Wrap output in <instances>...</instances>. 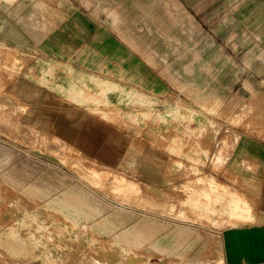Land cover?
I'll return each mask as SVG.
<instances>
[{"label": "rangeland", "instance_id": "rangeland-1", "mask_svg": "<svg viewBox=\"0 0 264 264\" xmlns=\"http://www.w3.org/2000/svg\"><path fill=\"white\" fill-rule=\"evenodd\" d=\"M146 2L149 0H142L140 14L127 10L123 15L126 20L118 21L116 26L111 20L105 22L111 30L117 29L120 43L126 45L135 61L146 66L143 71L149 72L150 63L158 66L157 79L162 90L156 95L142 93L135 101H127L123 118L108 117L111 123L126 126L125 134L115 132L108 142L117 144L126 138L127 158L120 165L127 170L125 175L132 177L130 183L135 182L133 154L142 152V161L157 170L156 185L146 190L136 185L134 190L117 186L109 174L116 170H106L99 158L91 157L100 155V150L89 156L83 150L84 153L66 149L67 145L51 134L24 126L18 114L21 110L7 93L5 77H1L4 85L0 93V143L13 145L15 157L29 159L31 170L35 164H42L47 181L65 189L74 184L82 196L97 192L111 201V207H123L125 222L116 234L106 235L109 244H84L89 250L83 249L79 237L67 239L72 245H64L63 241L55 253L57 247L47 240L49 243L41 247L30 245L33 251L27 252L29 255L24 253L15 259L17 254L1 253L5 245H0V264H233L225 245L220 243L224 231L247 227L264 232V190L242 189L236 178L226 174V163L216 166L211 160L223 139L229 141L228 154L237 137L245 133L264 138L263 86L253 82V74L242 62L258 61L251 56L262 55L238 54L234 63L231 58L235 56L224 51L226 45L235 43L264 47V14L260 21L240 23L235 20L234 11L229 12L232 8H228L223 14L225 19L204 23L187 10L182 0H155L151 10L147 9L150 5H144ZM215 26L222 29L221 38L212 34ZM245 29L260 36L243 37L241 32ZM253 29H258V33H252ZM221 43L222 52L217 46ZM8 49L0 46L2 74L15 62L14 53ZM246 81L252 83L245 84ZM139 146H143L142 151L137 149ZM205 176H215L217 181L245 194L252 205L242 215L250 213L249 216H240V209L232 216L204 212L173 196L176 186L191 181L197 186V178ZM238 196L244 199L241 194ZM12 200L18 205L17 199ZM239 205L244 206L242 202ZM151 214L157 218V237L149 234ZM49 222L47 217L46 231L52 235ZM75 256L77 259L71 260ZM244 264L264 261L254 259Z\"/></svg>", "mask_w": 264, "mask_h": 264}, {"label": "crops", "instance_id": "crops-1", "mask_svg": "<svg viewBox=\"0 0 264 264\" xmlns=\"http://www.w3.org/2000/svg\"><path fill=\"white\" fill-rule=\"evenodd\" d=\"M125 3L126 0H0V46L9 48L23 61L21 66L13 62L5 73L0 72V78L5 77L8 83L7 93L21 110L20 122L37 132L51 134L85 154L100 150V155L91 157L99 158L105 167L123 175L127 172L121 168L124 157L127 158L126 138L110 145L108 137L115 132L125 134L126 126L111 123L108 117L123 118L127 101H135L142 93L156 95L162 90L157 79L158 66L150 63L149 72L143 71L146 66L136 62L126 45L120 43L117 29L111 30L106 24L111 20L116 26L118 21L126 20L123 15L127 10L141 13L142 0ZM152 3L155 0L144 5H150L146 8L151 10ZM182 3L204 23L225 19L223 14L228 8H232L229 12L234 11L235 20L240 23L260 21L264 14V0H182ZM253 30L252 33H258V29ZM230 33L233 37L234 33ZM212 34L221 38L222 29L215 26ZM244 35L260 36L248 29L242 30L241 36ZM217 46L221 52L224 50L223 43ZM225 47L224 51L235 56L231 58L234 63L238 54L261 53L262 56H251L258 61L242 62L253 74V82L264 90V47L237 43ZM222 143L227 144V147L223 145L227 149L229 141L223 139ZM139 147L142 151L143 146ZM13 148L7 142L0 143V149H5L0 151V245L6 247L3 246L6 251L0 247L1 253L17 254L13 258L18 259L33 251L30 245L41 247L51 240L58 253V245L63 241L64 245H72L67 239L79 237L83 249H88L84 244L94 242L109 244L106 235L116 234L124 225L125 216L121 211L125 209L115 204L111 207V201L97 192L82 196L74 184L65 189L47 181L42 164H35L31 170L29 159L15 157ZM148 155L151 159V154ZM142 157V152L133 154L136 160L133 179L154 188L157 170L145 164ZM225 163L226 174L236 178L242 189L264 190L263 137L249 133L237 137ZM214 178L229 195L241 194L250 202L241 191ZM201 185L197 183L198 188ZM207 193L212 199L214 193ZM13 197L18 205L12 203ZM47 217L52 235L46 231ZM149 220V234L157 237L154 228L157 218L151 214ZM239 228L242 230L228 229L220 237L229 261L233 264L254 259L264 261V232ZM76 259L75 256L71 260Z\"/></svg>", "mask_w": 264, "mask_h": 264}, {"label": "bare ground", "instance_id": "bare-ground-1", "mask_svg": "<svg viewBox=\"0 0 264 264\" xmlns=\"http://www.w3.org/2000/svg\"><path fill=\"white\" fill-rule=\"evenodd\" d=\"M12 58L16 64L20 63V61H21V57L19 55L13 54ZM1 81H0V93H1L3 85H4L3 84L4 81L3 82H1ZM53 138H55V137H53ZM55 140H57V139H55ZM223 145L227 147V144H225V143H222L220 145L218 151L214 154V156L211 159L213 165L217 166L218 164L224 163V161L227 157L226 152H227L228 148L226 149L225 147H223ZM68 147L69 146L67 145V147H65V148L68 149ZM70 151H72V150H70ZM74 151H76V150H74ZM208 152H209V150H208ZM195 157H198V155H196ZM181 163H183V162H181ZM106 170L110 171L111 169L107 168ZM109 174H110V178L114 181L113 183L116 184L117 186L125 185V186L133 188V190H134V188H136V187H133L134 185L138 186L140 189H145V190L148 187L146 184L139 182V181H135V182L130 183L129 178H131V177H129L127 175L118 174L116 172L112 173L111 171ZM192 183H195V182H192ZM197 183L202 184L201 188H198V186H195L194 184H191V183L186 184V185L180 184V186L179 185L176 186L175 189L173 190V192L175 191L174 197H176L178 200H181L184 202L188 201L191 205H193L197 208H201L204 212H212L213 214L232 216V215L236 214V211L238 209H240V211H241L240 216H242V217L249 216L250 213L247 214L246 216H244V215H242V212L244 214H246L244 211L251 208V202L247 201L246 199H241L240 197H236L235 194L229 195V192L225 191V189H223V186H221L216 181H214L213 178H211V176L198 177L196 184ZM141 184H143V185H141ZM207 191H211L212 193H214L211 200H210V197H209V194L207 193ZM201 196H204L205 199L202 200ZM240 202H242L244 204L243 207L239 205Z\"/></svg>", "mask_w": 264, "mask_h": 264}]
</instances>
